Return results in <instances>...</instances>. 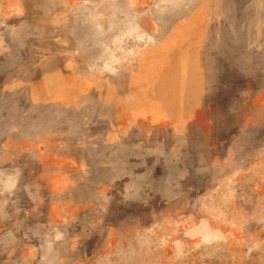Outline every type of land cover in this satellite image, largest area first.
<instances>
[{
    "label": "rangeland",
    "instance_id": "rangeland-1",
    "mask_svg": "<svg viewBox=\"0 0 264 264\" xmlns=\"http://www.w3.org/2000/svg\"><path fill=\"white\" fill-rule=\"evenodd\" d=\"M0 264H264V0H0Z\"/></svg>",
    "mask_w": 264,
    "mask_h": 264
},
{
    "label": "crops",
    "instance_id": "crops-1",
    "mask_svg": "<svg viewBox=\"0 0 264 264\" xmlns=\"http://www.w3.org/2000/svg\"><path fill=\"white\" fill-rule=\"evenodd\" d=\"M93 24V20H92V18H90L89 19V25H92ZM55 71V70H54ZM54 71H52V72H54Z\"/></svg>",
    "mask_w": 264,
    "mask_h": 264
}]
</instances>
